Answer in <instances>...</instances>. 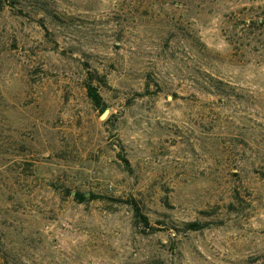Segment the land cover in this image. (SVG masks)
<instances>
[{"label":"rangeland","instance_id":"obj_1","mask_svg":"<svg viewBox=\"0 0 264 264\" xmlns=\"http://www.w3.org/2000/svg\"><path fill=\"white\" fill-rule=\"evenodd\" d=\"M0 264H264V0H0Z\"/></svg>","mask_w":264,"mask_h":264},{"label":"trees","instance_id":"obj_2","mask_svg":"<svg viewBox=\"0 0 264 264\" xmlns=\"http://www.w3.org/2000/svg\"><path fill=\"white\" fill-rule=\"evenodd\" d=\"M99 76V73L97 71H89V75L86 77L85 81V87L87 89L88 96L90 97L93 104L104 110L106 109L104 102H103V96L99 89V86L95 83V79ZM126 163L128 164V160L124 159ZM96 194L92 193V198H95ZM75 198L80 201H85L87 199L86 193L77 191ZM130 203H132L133 208L135 210V216L139 223H141L145 227H149L151 230H155L156 227L154 225H151L149 217L144 214L140 208V206L137 204V202L134 199L129 200ZM185 230H201L207 226H209V223L207 222H201V221H188L184 223Z\"/></svg>","mask_w":264,"mask_h":264},{"label":"water","instance_id":"obj_3","mask_svg":"<svg viewBox=\"0 0 264 264\" xmlns=\"http://www.w3.org/2000/svg\"><path fill=\"white\" fill-rule=\"evenodd\" d=\"M109 112H110V110H109L108 108L105 109L104 112H103L102 115H101V118H102V119H105V118L107 117V115L109 114Z\"/></svg>","mask_w":264,"mask_h":264}]
</instances>
